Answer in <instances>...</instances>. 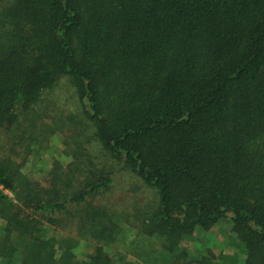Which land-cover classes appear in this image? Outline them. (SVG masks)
Instances as JSON below:
<instances>
[{
    "label": "trees",
    "instance_id": "1",
    "mask_svg": "<svg viewBox=\"0 0 264 264\" xmlns=\"http://www.w3.org/2000/svg\"><path fill=\"white\" fill-rule=\"evenodd\" d=\"M63 95L81 148L32 177ZM123 170L146 205L113 198ZM215 226L236 251L186 244ZM241 263L264 264V0H0V264Z\"/></svg>",
    "mask_w": 264,
    "mask_h": 264
},
{
    "label": "rangeland",
    "instance_id": "2",
    "mask_svg": "<svg viewBox=\"0 0 264 264\" xmlns=\"http://www.w3.org/2000/svg\"><path fill=\"white\" fill-rule=\"evenodd\" d=\"M63 86L66 90L67 88L72 89V83L68 80L63 82ZM63 91L61 90L59 93L58 90L56 99ZM59 101L68 106V112L72 117L66 116L56 122L50 117L38 121L39 124L33 131L38 135L40 143L33 146L32 151L26 156V163L23 167L24 171L32 177L44 178L55 166H67L74 163L75 156L81 148L73 140L80 128L87 123L84 121L85 118L81 117L80 102L75 98H66V95H63ZM54 123L56 130L53 127ZM83 146L88 151L97 152V145H92L89 148L90 145L87 142ZM76 159L78 158L76 157ZM6 192L10 193L8 190ZM114 192L113 198L120 202V205L125 199L129 208H140L146 205L149 199L155 197L154 191L143 182L139 183L129 170H123L118 174ZM119 207L125 208V206ZM227 230L223 226H215L206 231L200 230L194 238L186 240V244L193 250L201 244L204 245L202 241L204 238L206 245L212 247L216 253L236 251L235 247L229 243L230 233ZM95 245V240L83 239L75 248V252L79 258L86 259Z\"/></svg>",
    "mask_w": 264,
    "mask_h": 264
}]
</instances>
